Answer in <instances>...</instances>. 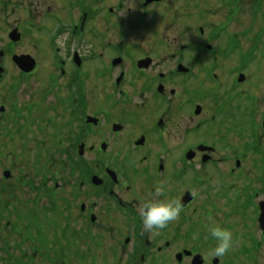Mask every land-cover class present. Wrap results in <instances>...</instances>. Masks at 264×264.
Listing matches in <instances>:
<instances>
[{"label": "flooded vegetation", "instance_id": "1", "mask_svg": "<svg viewBox=\"0 0 264 264\" xmlns=\"http://www.w3.org/2000/svg\"><path fill=\"white\" fill-rule=\"evenodd\" d=\"M246 9L0 0L13 171L0 195L17 264H264V30ZM158 187L181 212L146 231ZM210 217L233 234L219 259Z\"/></svg>", "mask_w": 264, "mask_h": 264}, {"label": "clouds", "instance_id": "2", "mask_svg": "<svg viewBox=\"0 0 264 264\" xmlns=\"http://www.w3.org/2000/svg\"><path fill=\"white\" fill-rule=\"evenodd\" d=\"M161 189L158 187L153 199L147 201L140 209L141 223L146 231H154L165 228L170 221H174L180 214L178 203L170 200H161ZM212 226L209 229L210 236L215 245L207 250V255L213 258L224 257L233 247V234L227 228L219 226L210 217Z\"/></svg>", "mask_w": 264, "mask_h": 264}, {"label": "rangeland", "instance_id": "3", "mask_svg": "<svg viewBox=\"0 0 264 264\" xmlns=\"http://www.w3.org/2000/svg\"><path fill=\"white\" fill-rule=\"evenodd\" d=\"M248 2H250V1H248ZM250 12H251V7H247V16L246 17H251V15L249 14ZM255 13L259 16V18H258V21L255 23V25L252 27V35L259 34L263 29V25H264V4H261L260 8L256 9ZM248 23H250L249 19H248ZM261 38L264 40V34H261ZM5 168L10 169V166L4 167L0 164V181L3 179V173H4ZM12 173H13V171H12ZM3 225H4V222L2 220H0V229L3 228ZM8 236L9 235L7 234V235H4L3 237H0V241H3L7 244L10 243L12 240H7ZM1 247H3V245H0V248Z\"/></svg>", "mask_w": 264, "mask_h": 264}]
</instances>
